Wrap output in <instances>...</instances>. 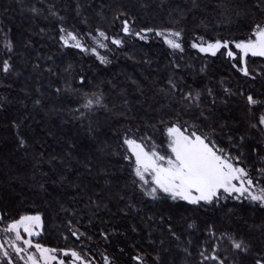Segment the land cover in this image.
<instances>
[{
    "label": "trees",
    "instance_id": "trees-1",
    "mask_svg": "<svg viewBox=\"0 0 264 264\" xmlns=\"http://www.w3.org/2000/svg\"><path fill=\"white\" fill-rule=\"evenodd\" d=\"M117 10L135 17L136 27L174 26L183 29L186 37L199 33L206 38H241L253 21H264L256 0H0V38L8 32L15 43L12 63L21 79L15 96L23 109H0V214L10 220L42 213L44 230L37 242L57 249L74 246L68 220L79 222L78 227L95 233L92 255L106 250L119 264H131L115 249L124 243L122 230L128 239L122 246L132 251L135 242L150 261L158 252L160 264H201L198 252L209 224H215L217 235L233 231L264 239V208L247 201L227 202L214 212L165 201L150 203L132 216L127 205L136 190L128 186L131 177L114 137L123 119L153 125L179 117L192 123L200 111H211L212 118L205 123L217 129L222 146H228V134L236 143L241 135L245 137L242 150L254 173L264 157V133L250 127L262 109L249 113L244 98L225 92V88L235 91L243 80L224 58L206 57L187 45L184 53L173 55L164 44L136 40L116 48L107 71L78 50L63 48L58 39L60 17L65 27L75 25L82 32L103 27L110 33L120 23H112ZM252 61L260 63L259 58ZM204 64L207 68L202 72ZM82 72L88 77L83 87L78 79ZM170 77L184 92L200 89L201 108L180 103L182 93L170 89ZM66 82L76 91L66 88ZM250 83L249 90L264 95V79L258 76ZM206 87L213 89L214 105ZM85 92H102L107 107L81 116L84 110L76 109ZM13 120L21 125L19 130ZM17 131L27 145L18 146ZM192 221L196 229L188 227ZM169 223L180 241L170 234ZM113 227L118 231L112 233ZM101 229L110 233V241L103 239ZM189 237L191 255L184 251Z\"/></svg>",
    "mask_w": 264,
    "mask_h": 264
},
{
    "label": "snow or ice",
    "instance_id": "snow-or-ice-1",
    "mask_svg": "<svg viewBox=\"0 0 264 264\" xmlns=\"http://www.w3.org/2000/svg\"><path fill=\"white\" fill-rule=\"evenodd\" d=\"M256 8L264 14V0H256ZM32 11L39 10L33 8ZM60 20L58 39L62 45L79 50L81 55H93L100 64L107 65L110 61L99 49L112 52L110 45L119 49L129 43V38L133 41L138 38L145 42L159 38L173 55L185 52L183 29L174 26L134 27L136 18L129 17L127 10H117L113 16L112 23L115 24V21L119 20L120 24L111 36L103 27L82 32L75 25L65 27L64 17H60ZM83 23L87 25L88 20L84 19ZM190 47L206 57L224 58L237 77L243 80L235 91L231 88L224 90L229 95L244 98L249 113H253L257 108L262 109L256 121L250 122V127L259 128L264 133V95H257L249 90L250 82L255 81L258 76L264 79V21H253L246 36L231 40L222 37L206 38L195 34L190 41ZM3 48L6 54L15 51V43L8 32L4 34ZM252 58H259V65H255ZM11 59V55H8V58L0 61V72L4 75L16 72ZM250 61L254 66L250 67ZM180 67L178 63L175 65L176 69ZM206 68L207 64L202 65L201 71ZM78 79L83 87L88 77L81 74ZM183 79L180 77V80ZM168 84L170 89L181 91L179 102L186 108H201L203 93L200 89L184 92L172 77L169 78ZM246 84L249 87H245ZM65 87L72 89V85L67 82ZM205 90L213 97L211 102L214 105L213 89L206 87ZM59 91L57 88V92ZM80 99L81 103L76 111L83 109L84 111H80L81 116L85 111H91L94 106L107 107L102 92H85ZM35 103L39 104L40 101ZM4 106L0 103V109ZM211 118V111L205 114L202 110L192 123L172 117L169 120H159L158 124L151 125L146 132L127 125L122 128L117 140L131 177L128 186L136 190L141 203L144 198L151 203L168 201L176 204L182 201L195 209L215 211L226 202L235 200L241 203L247 201L253 206L264 208V157H260V166L254 173L251 165L246 163L242 150L245 137L241 135L240 143H236L235 138L228 134V146H222L219 143L222 136L217 134V129L205 123ZM12 123L19 130L21 125L16 120ZM221 127L227 125L223 124ZM205 128L209 130L205 131ZM89 130L91 131V128ZM17 136L19 147L27 145L28 141L19 131ZM254 150L258 152L259 148ZM127 206L136 207L131 197ZM160 220L164 222V217L161 216ZM168 220H171L170 216ZM87 223L90 225L92 221L89 219ZM77 224L68 220L69 234L75 238L74 246L57 249L33 239L39 237L44 230L42 213H25L10 220L0 214V264H18L16 257L23 264H96L91 251L95 233L90 234L87 229H82ZM188 227L196 229L197 225L192 221ZM168 229L170 234L180 241L181 237L173 230L171 223L168 224ZM111 231L115 233L118 229L113 227ZM132 231H137L135 225L132 226ZM100 235L105 241H110V233L107 230L101 229ZM224 241H227L230 247L223 244ZM192 243V238L189 237L188 247L184 248L188 255H191ZM130 247L132 251L127 255L131 264H160L161 257L158 252L150 261L149 255L141 251L135 242ZM120 252L124 253L125 247L121 246ZM198 255L201 264H264V239L257 240L233 231H221L217 235L215 224H209L205 229V239L200 245ZM102 256L103 264H117L113 257L103 253Z\"/></svg>",
    "mask_w": 264,
    "mask_h": 264
},
{
    "label": "rangeland",
    "instance_id": "rangeland-1",
    "mask_svg": "<svg viewBox=\"0 0 264 264\" xmlns=\"http://www.w3.org/2000/svg\"><path fill=\"white\" fill-rule=\"evenodd\" d=\"M231 8V7H230ZM232 9V8H231ZM120 24V23H119ZM119 24H118V27H119ZM118 27L116 28V30L118 29ZM134 27H136V25H134ZM115 30V31H116ZM114 31V32H115ZM87 32V31H86ZM114 32L112 31V32H110L109 33V35L111 36L112 34H114ZM94 35H95V33H93ZM197 34H199V33H197ZM121 35H122V33H121ZM194 35L195 34H193V35H190V36H188V37H186L185 36V45H187V47L188 48H190V49H192L191 47H190V41H191V39L192 38H194ZM199 35H203V34H199ZM204 36V35H203ZM206 37V36H205ZM3 39H4V36H2L1 38H0V61H2L3 59H6V58H8V55H11V57L13 56V53H10V54H6V51H5V49L3 48ZM136 40H138V41H140L138 38L136 39ZM135 40V41H136ZM231 40V39H230ZM129 42H133V40L131 39V38H129ZM140 42H144V43H150V42H154V43H159V44H163L161 41H160V39L159 38H153L152 40H150V41H147V42H145V41H140ZM89 43H91V41H89ZM63 46V45H62ZM166 46V45H165ZM110 47L113 49V51L112 52H108V51H106V50H104V49H99V51L101 52V54H103V55H107L108 56V58H109V61H110V63H108L107 65H104V64H100V62L93 56V55H90V54H84V56L85 57H87V58H89V59H92V60H94V61H96L103 69H105V70H107V71H109L111 68H112V66H113V57L115 56V54H116V46H114V45H110ZM125 46H123V47H121V48H119V49H123ZM63 48L65 49V50H67V49H74V48H65L64 46H63ZM166 48L168 49V47L166 46ZM74 50H77V49H74ZM168 50H170V49H168ZM192 50H195V51H197L198 52V50H196V49H192ZM79 51V50H78ZM200 54H202V53H200ZM202 55H205V54H202ZM12 61H13V58L11 59V63H12ZM82 74L84 75V72H82ZM20 76L18 77V74L17 73H10V74H8V75H4L2 72H0V103H3L5 106H4V108H2L1 110L2 111H6L7 109L9 110V109H13L14 107L18 110H23L22 109V105H19L20 103H18V97H16L15 95H16V90H17V85L18 84H20ZM105 107H103V106H94L93 107V109L91 110V111H88V112H95V111H98V110H102V109H104ZM260 113V112H259ZM258 116H259V114H258ZM258 116H257V118H258ZM256 118V119H257ZM116 119H118V118H116ZM118 122H119V120H117ZM120 124H119V127L117 128V130H116V132H115V134H114V137H115V140H116V142L118 143V146H119V141L117 140V136L121 133V130H122V128L125 126V125H127V126H130V127H138V128H140V130H141V132H146V131H148L149 130V128H150V126L151 125H149V124H138V123H135V122H132V121H126V120H122L121 122H119ZM122 151V150H121ZM123 163H124V170L126 171V173H128V175L130 176V174H129V169L127 168V166H126V162L124 161V159H123ZM132 198V200H133V202H135L136 203V207L135 208H132V207H130L131 208V214H132V216H136L137 214H139L140 213V211L141 210H143L148 204H150L151 202H149L148 200H147V198H144V201H143V203H141V198L139 197V194L136 192L135 194H134V196L133 197H131ZM231 201H233V202H239V201H235V200H230V201H228V202H231ZM178 203H184V204H186V202H178ZM227 203V202H226ZM211 212H214V211H211ZM42 233H43V231L41 232V234H40V236L39 237H33V239L35 240V241H37L41 236H42ZM120 235L123 237V244L122 245H125V244H127V241H128V239H126V235H125V231L124 230H122L121 232H120ZM6 243V242H5ZM122 245H115V249L117 250V252L118 253H120V255L125 259V260H127V261H129V257H128V255H127V253H129V252H131L127 247H125V246H123V247H125V252L124 253H121L120 252V247L122 246ZM7 246V245H6ZM102 253L103 254H106L105 252H103L101 249H98L97 250V256L95 257L94 255V257H95V262H96V264H103V256H102ZM106 255H108V254H106ZM110 256V255H109ZM112 257V256H111ZM114 258V257H113ZM16 259H17V261H18V264H23V262L22 261H19V258L18 257H16ZM115 259V258H114ZM116 260V259H115ZM117 261V260H116ZM117 264H119L118 263V261H117Z\"/></svg>",
    "mask_w": 264,
    "mask_h": 264
}]
</instances>
